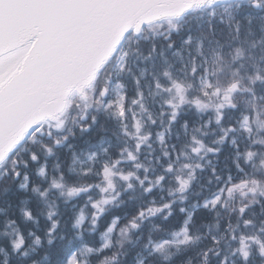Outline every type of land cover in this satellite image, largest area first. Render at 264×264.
<instances>
[{"label": "snow or ice", "instance_id": "obj_1", "mask_svg": "<svg viewBox=\"0 0 264 264\" xmlns=\"http://www.w3.org/2000/svg\"><path fill=\"white\" fill-rule=\"evenodd\" d=\"M0 264H264V0H0Z\"/></svg>", "mask_w": 264, "mask_h": 264}]
</instances>
